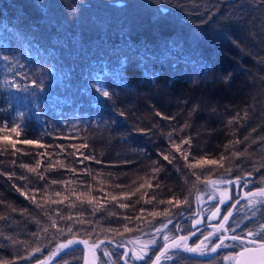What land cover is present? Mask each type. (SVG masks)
<instances>
[{"label":"trees","instance_id":"obj_1","mask_svg":"<svg viewBox=\"0 0 264 264\" xmlns=\"http://www.w3.org/2000/svg\"><path fill=\"white\" fill-rule=\"evenodd\" d=\"M121 2L126 6H117ZM213 7L218 11L209 16L205 9ZM44 39L49 49L57 46L65 63H74L72 72L62 62L52 70L44 54L31 62L36 74L27 59L20 70L13 58ZM5 55L0 264H82V240L108 248L107 255L98 251L104 258L96 264H121V248L111 246L132 241L148 253L145 264L165 246L159 264H223L219 256L170 244L190 238L178 232L199 216V202L215 181L264 187V0H199V6L195 0H0V56ZM101 66L108 72L99 77L108 85L107 98L89 87ZM157 67L163 71L146 76ZM196 67L218 75L193 80ZM25 71L31 84L43 77L44 90L8 87L24 84L15 73ZM160 85L180 92H162ZM194 95L204 102L191 117V107L180 103ZM143 104L148 115L137 111ZM171 110L182 117L170 118ZM167 115L168 132L161 128ZM17 124L19 136L10 131ZM5 136L17 141L15 149ZM202 158L218 164L190 167ZM211 206L202 204V212L207 215ZM255 212L264 213V207L243 206L229 219L239 230L255 229V222H247ZM68 240L77 243L61 248Z\"/></svg>","mask_w":264,"mask_h":264},{"label":"rangeland","instance_id":"obj_2","mask_svg":"<svg viewBox=\"0 0 264 264\" xmlns=\"http://www.w3.org/2000/svg\"><path fill=\"white\" fill-rule=\"evenodd\" d=\"M191 33L195 35L194 31H192ZM36 45H37L36 43H32L28 46H25V48L27 49V50H25V56H23V54H20V55H17L13 58L14 62H18L20 68L24 67V64H25L26 59H27L28 63H29L28 69H29L30 73L36 74L37 69L35 68L34 63H31V62L33 60H36L37 62H39V56L44 54L45 56H47L46 58L48 59V62L53 66L52 70L58 71L59 70V63L62 62L65 64L66 70L68 72H72V68H73L74 63H71V62L65 63V61L61 58L56 45L51 46L52 49H49L45 39L42 41V43H39L38 46H36ZM22 50H23V48H22ZM35 54H38V55H35ZM203 63L207 64L206 61L205 62L203 61ZM102 67L103 66H101L99 68V70L97 72H95L93 75L95 76L96 73H97L96 77H103V75H107L108 72L100 71L102 69ZM152 68L153 67H148V69H152ZM176 69L179 70V67ZM45 70L49 71L47 67H45ZM29 71H25L22 74V76L19 72H18V74L15 73V76L18 78L22 77V79H24V84L28 85V87L30 89H35L31 86ZM162 71H163L162 68L157 67L156 69H153V70L149 71L148 73H146V76L149 78H153V76L161 73ZM49 73L51 74L50 71H49ZM25 74H27V78H25ZM190 75L192 77L191 79L195 80L197 76H201L202 78L210 77L212 75H218V72L214 69L213 70L211 69L210 71L205 72L204 68L198 69V67H196V68H193V71L190 73ZM41 78H42V80H44L43 77H41ZM92 79H90L89 82L92 81ZM210 87H212V86H210ZM159 88L162 92H167L168 90H171L173 92H175V91L180 92V90H178L179 88L172 87V86L160 85ZM35 90H37V89H35ZM193 90H194V88H193ZM129 91L131 93H135V90L132 87H129ZM196 93L197 92L195 90L194 94H196ZM183 95L184 94H182V96ZM136 102L138 105L137 97H136ZM203 102H204V100L201 99L200 96L194 95L191 98H187L185 100L182 99V103H180V105L186 104L188 107H191V111H190L189 115L191 117H193L195 114H197L201 111V108H202L201 103H203ZM137 111L148 115L147 107L145 104H143V108H140V107L138 108V106H137ZM163 112L166 113L165 111H163ZM167 113H168V115L170 113V118L175 117V116L182 117V115H181L182 112H180L178 110H171ZM168 115H167V117H168ZM170 118L169 117L164 118L162 120L163 122H161V123H163L161 128L163 130H166L167 132L169 131V125L171 123ZM183 118L185 119V117H183ZM209 118H210V116L207 118V120ZM220 120L222 121L223 119H220ZM128 123L132 124L130 121ZM209 160H211V159H209ZM252 186L253 185H248L246 187V189H244L243 186H242V188L241 187L239 188L235 184L228 183V181H224V180L223 181H215L213 186H211L212 192L210 191L208 196L201 201L202 204H205L207 202H212V206H211L212 209L210 210V212L207 215H205L202 212V204H200V202H199V209L201 210V212L203 214L200 212L199 216H196L195 219H193V221H191L188 225H185L184 226L185 232H183L182 230L178 232V234L184 233V234L191 235L190 238L186 237L184 243L181 245H180V243H181L180 239H177V240L175 239L170 245L173 247H177L176 245H179V247L186 250L187 248L195 247L196 245L200 244L201 241H204L203 251L207 257L209 255L213 254L214 257L219 256L220 259L222 258L223 264H235V262L230 261L228 259V257L234 256L240 250V246H239L238 242L234 243L232 241H228V246L225 247L227 250H224V248L221 247V248L217 249L218 252H216V253L211 252L210 248L212 246H214L215 243L219 242L217 239V235H219V233H220V227L219 226L221 224H223L226 229L229 227L234 229L235 234H237V235H242V233L245 231V230H239L236 227V225L231 224L230 219L227 222H225L223 220V216L226 215L228 212H233L234 210L241 209V207H243V206L251 207L248 204L247 200L245 199V193H247V192L258 193L260 188L264 189V187H252ZM215 196H218V198L216 200H215ZM255 199L259 200L261 198L256 197ZM220 200H223V204L219 203ZM252 206H255V205H252ZM216 208H219L220 211L214 217V216H212V212L215 211ZM197 220L200 221L199 224L196 223ZM248 221L255 222L257 224V226L255 227V229H256V228H258V225L264 223V213L255 212L254 215L252 213H250L248 215L247 222ZM172 231L174 232L175 230H172ZM211 233H216L217 235H211L210 236ZM226 234L231 235V232H228ZM206 236H208L210 238L208 240H205ZM139 245L140 244L132 241L131 244H125V245L122 243H114V244H112L111 248L112 247L113 248H121V250L118 249V253H120L119 254V261L121 264L122 263L123 264H145V262H142V261L147 259L148 253H147L146 258L144 260L136 259L137 256L142 255V250L138 247ZM99 250H102L103 254H105V255L108 254V248L106 246L101 245L98 241H96V242L88 241L87 244H83L82 264H96V262L99 260L98 258H100V257L104 258L103 254L101 255L98 253ZM109 252L111 253V250ZM157 255H159V254H155L154 257L152 258V260L149 261L148 263L152 264V262L155 261V257ZM205 255H203V256H205ZM109 256H107V258H108V261L110 262L111 259ZM148 263H146V264H148ZM103 264H105V262Z\"/></svg>","mask_w":264,"mask_h":264},{"label":"snow or ice","instance_id":"obj_3","mask_svg":"<svg viewBox=\"0 0 264 264\" xmlns=\"http://www.w3.org/2000/svg\"><path fill=\"white\" fill-rule=\"evenodd\" d=\"M153 3H159L160 0H152ZM196 2V6H199V0H195ZM207 3H212V0H206ZM219 2H226V0H219ZM117 6L119 7H125L126 5H124L122 2L119 3ZM208 13L209 16L215 14V11H218V9L213 8H206L205 9ZM162 13H166L165 9H161ZM74 13L76 15H78V10H74ZM9 59L8 56H0V60H3L5 62H7ZM126 62V58L124 60H122V63ZM22 71V68L20 69ZM211 69L206 67L205 72L210 71ZM25 78H27V74H25ZM43 84L44 81L41 80L39 83L36 80L32 81L31 86L35 89H40V90H44L43 89ZM8 87L10 89L16 90V91H27L28 89V85H24L21 83H15V82H11L9 83ZM89 87H91L94 91H96L97 95H102L103 98H107L109 97V91L106 90V88L108 87L106 81L100 79L99 77H94L92 79V81H90L89 83ZM39 115V113H37ZM20 125L17 124L16 126L11 127L10 131L11 133H15L17 136L20 135V131H19ZM4 131H7V127H5V129H3ZM3 140L6 143H10L11 147L13 149L16 148V143L17 141L15 140H9L8 136L3 137ZM24 144H28V145H32V144H37L39 147H45V145L40 144L38 141H34L31 139H25L22 141ZM185 144H189L190 141L188 140H184ZM174 147L176 148L177 152H180V146L179 145H174ZM86 159L88 157H85ZM163 159L165 161L169 160V156L168 155H164ZM184 159L187 160L188 157L184 156ZM218 164L217 160H209V159H199L196 161L195 164L190 165V167L192 168H200L203 165H216ZM24 167H28L27 165H24ZM31 172H35L36 168H29L28 169ZM52 183H56V181H53ZM228 183H233V181L229 180ZM150 186V185H149ZM57 196L60 195V193H56ZM259 197L261 199L256 200L255 198ZM113 200L116 199L115 196L112 197ZM245 199L247 200L248 204L250 206L255 205V206H261L264 207V189H260L258 193H253V192H247L245 193ZM91 202V201H89ZM150 202V201H149ZM54 203H61V201H54ZM169 203H172V201H169ZM219 203L223 204V200H220ZM120 207L125 208L127 207V205L125 204H121ZM220 211L219 208H216L215 211L212 212V216H216L217 213ZM152 215H157V213L153 212ZM233 215L232 212H228L226 215L223 216V220L225 222H227L229 220V218ZM242 219H245L247 217H241ZM69 219H71V217H69ZM197 224L200 223L199 220L196 221ZM237 223H239V221H237ZM220 233L219 235H217L216 233H211V235H217V239H218V243H215L214 246H212L210 248L211 252H216L218 248L221 247H227L228 246V241H232L234 243H239L240 246V250L234 255V256H230L228 257V259L230 261H234L235 264H264V223L258 225V228L256 229H248L246 231H244L242 233V235H237L235 234V230L232 229L231 227L229 228H225L223 224H221L220 226ZM246 227V226H245ZM231 232V235H228L226 233ZM210 237L206 236L205 240H208ZM167 239V238H165ZM186 237H181L180 240L183 241L185 240ZM77 243V241L75 240H68L66 244H61L60 247L61 248H67L70 245ZM79 243L82 244H87L88 241L87 240H82L79 241ZM203 245H204V241H201L200 244L196 245L195 247H190L187 248V251L190 252H200V254H204L203 251ZM177 247H179V245H176ZM169 248L168 246H165V249L163 252H161L159 255H157L155 257V261L157 262V264H159V261L161 259V256H164L166 252H168ZM36 251H40L39 248L36 249ZM55 255V253L53 254ZM146 253L139 255L136 257V259L138 260H144L146 258ZM43 264V262H42Z\"/></svg>","mask_w":264,"mask_h":264}]
</instances>
